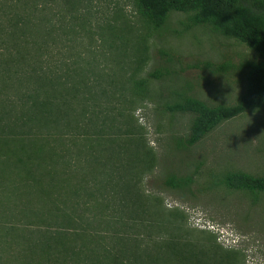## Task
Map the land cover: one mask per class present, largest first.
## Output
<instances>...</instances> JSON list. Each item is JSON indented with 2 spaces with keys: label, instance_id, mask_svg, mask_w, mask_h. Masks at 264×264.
Here are the masks:
<instances>
[{
  "label": "trees",
  "instance_id": "obj_1",
  "mask_svg": "<svg viewBox=\"0 0 264 264\" xmlns=\"http://www.w3.org/2000/svg\"><path fill=\"white\" fill-rule=\"evenodd\" d=\"M134 1L144 22L141 28L121 17L120 11L112 18L99 19L90 0H0V107L8 108L0 111L14 113L13 118L0 115V133L9 124L18 128L17 134L26 126H31L34 134L45 127L43 135L49 141L64 140V153L52 146L51 171L62 167L68 173H88L93 169V162L78 157L80 150L74 147L78 138L89 146L95 141L117 142L121 133H132L131 127L123 130L115 124L116 114L122 116L154 95L150 78L165 74L157 68L143 75L149 58L147 42L152 31L161 29L174 12L188 14L187 28L207 26L246 45L256 55L240 68L246 87L235 103L211 105L189 93L192 87L188 83L168 93L162 103L167 111L192 115L189 133L179 146H192L223 122L264 106V0ZM85 36L96 40L97 47H107L114 62H98L96 56L82 58L79 47ZM232 67L218 65L213 72L226 73ZM166 72L178 78L176 71ZM125 120L134 125L129 114ZM125 141L138 146V161L129 162L119 151L97 160L100 168L94 183L107 195L101 202L96 200L101 203L100 211L109 204L113 207L104 229L91 232L96 242H83L72 249L63 243V231L46 229L40 232L39 238L44 240L37 246L49 250L59 243L61 250L71 251L77 259L90 258L91 264H243L239 250L224 247L210 231L183 227L160 200L140 189V179L154 170L156 158L144 141ZM127 164L131 166L128 171ZM191 182V177L168 180L178 188ZM220 183L231 189L262 192L264 174L226 171ZM85 191L79 185L71 198H81ZM59 199V203L64 201ZM63 216L55 222L66 228L73 225L75 236L87 235L91 221L82 218L75 227L70 212ZM140 227L145 230L144 238L128 232Z\"/></svg>",
  "mask_w": 264,
  "mask_h": 264
},
{
  "label": "rangeland",
  "instance_id": "obj_2",
  "mask_svg": "<svg viewBox=\"0 0 264 264\" xmlns=\"http://www.w3.org/2000/svg\"><path fill=\"white\" fill-rule=\"evenodd\" d=\"M90 2L94 16L99 19L112 18L115 11H120L121 17L129 18L139 28L144 27L134 0ZM187 22V13L174 12L148 38L149 58L143 75L157 68L165 75L150 78L152 97L124 111L122 116L116 114L115 124L123 130L131 127L132 133H121L117 142L95 141L89 146L88 141L77 139L74 147L80 150V160L94 164L88 173L80 170L68 173L62 167L57 171L49 169L53 147L64 153L67 145L62 139L49 141L43 135L45 127L34 134L31 126H26L17 134L18 128L9 124L0 133V264H91L90 258L77 259L71 251L61 250L59 243H53L55 247L49 250L41 248V244L37 246L44 240L39 234L46 229L61 230L65 233L61 238L63 243L72 249L83 242H96L91 232L104 229L113 207L109 204L100 211L102 207L98 204L107 191L94 183L100 168L97 160L119 151L129 162L138 161L141 156L138 146L125 141L126 138L144 141L156 158L154 170L140 179L143 192L160 200L163 208L173 213L172 218L183 227L210 231L224 247L239 250L243 264H264V191L251 193L220 183L226 171L264 174V106L223 122L199 142L185 148L178 142L187 137L192 115L171 113L162 104L173 88L187 83L192 87L189 93L211 105L237 102L246 87L245 73L240 68L256 55L246 45L207 26L187 28ZM81 42L82 58L96 56L98 62H114L109 49L97 47L96 40L85 36ZM222 64L233 67L226 73H214L213 69ZM167 69L176 71L178 78L172 73L167 75ZM2 111L3 117L13 118L14 113ZM128 114L134 125L126 122ZM140 149L144 152V148ZM130 168L127 164L126 170ZM170 177L177 180L191 177L192 182L184 188L173 187L168 183ZM79 185L88 191L81 198H71V192ZM59 198L64 201L59 203ZM64 212L72 214L75 227L82 218L91 221L87 235L75 236L73 225L66 228L56 223L65 217H62ZM128 232L144 238L145 230L140 227Z\"/></svg>",
  "mask_w": 264,
  "mask_h": 264
}]
</instances>
